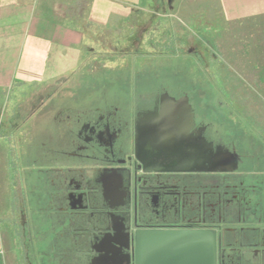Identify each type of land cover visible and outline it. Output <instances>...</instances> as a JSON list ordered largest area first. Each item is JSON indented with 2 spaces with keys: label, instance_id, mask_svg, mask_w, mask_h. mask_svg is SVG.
I'll use <instances>...</instances> for the list:
<instances>
[{
  "label": "flooded vegetation",
  "instance_id": "af4514ba",
  "mask_svg": "<svg viewBox=\"0 0 264 264\" xmlns=\"http://www.w3.org/2000/svg\"><path fill=\"white\" fill-rule=\"evenodd\" d=\"M99 93L31 109L46 120L31 135L38 203L82 234L87 264L132 260L141 230L213 231L216 264H264V145L246 137L243 114L232 128L234 106L184 91Z\"/></svg>",
  "mask_w": 264,
  "mask_h": 264
},
{
  "label": "rangeland",
  "instance_id": "374dc122",
  "mask_svg": "<svg viewBox=\"0 0 264 264\" xmlns=\"http://www.w3.org/2000/svg\"><path fill=\"white\" fill-rule=\"evenodd\" d=\"M179 2L151 0L145 10L132 16L126 27L113 33L92 34L86 28L78 65L72 72L35 92L14 90L0 95V104L4 100L0 141L6 156L3 167L0 163V203L6 206L7 213L12 199L17 204L25 200L22 192L18 201V187L30 191L29 185L37 182L35 169L31 167L34 157L29 151L33 137L29 136L46 120L41 123L33 114L37 109L33 112L31 109L34 105H45L51 95L73 93L78 97L89 94L97 97L99 92H107V95L123 96L130 90L140 93L161 87L170 93L184 91L214 107L219 103L234 106L235 115L228 116L232 128L240 126L237 112L242 113L246 137L264 145V22L259 30L250 28L255 32L239 36L241 39L233 38L232 34H217V39L214 36L209 39L214 43L211 45L205 43L201 33L189 29L185 16L177 14ZM220 41L222 44L239 41L250 48L221 49ZM13 165L27 168L24 174L13 178L10 170ZM22 206L23 203V213Z\"/></svg>",
  "mask_w": 264,
  "mask_h": 264
},
{
  "label": "crops",
  "instance_id": "0c3cea01",
  "mask_svg": "<svg viewBox=\"0 0 264 264\" xmlns=\"http://www.w3.org/2000/svg\"><path fill=\"white\" fill-rule=\"evenodd\" d=\"M150 1L0 0V95L14 90L35 92L72 72L78 65L86 28L92 34L113 33L126 27L132 16L145 10ZM177 14L187 18L192 32L201 33L205 43L213 45L209 39L213 36L217 39V34H232L233 38L241 39L239 36L255 32L250 28L259 30L264 22V0H180ZM219 43L221 49L250 48L239 41ZM71 95L73 93H60L51 97L59 100L55 106H60L64 98ZM0 105L2 116L4 100ZM29 137L32 138L31 134ZM1 142L3 167L6 156ZM31 146L29 151L34 157L31 167L35 169L40 164ZM13 168L10 169L12 177L17 178L27 167L13 165ZM36 171L38 181L44 172H39L38 176ZM36 183L29 185L30 191L18 187V201L22 192L25 195L23 213L21 201L18 205L12 199L8 213L6 206L0 203V264H87L88 255L82 251V234L75 233L69 224L58 225L47 220V208L41 202L38 204L41 195L37 194H42L43 190L38 193Z\"/></svg>",
  "mask_w": 264,
  "mask_h": 264
},
{
  "label": "water",
  "instance_id": "95a60500",
  "mask_svg": "<svg viewBox=\"0 0 264 264\" xmlns=\"http://www.w3.org/2000/svg\"><path fill=\"white\" fill-rule=\"evenodd\" d=\"M164 97V106L190 107L186 95L178 100ZM173 123L180 131L185 130L182 121ZM163 137L167 139L166 134ZM118 264H216V236L209 230L136 231L132 260L127 254Z\"/></svg>",
  "mask_w": 264,
  "mask_h": 264
}]
</instances>
